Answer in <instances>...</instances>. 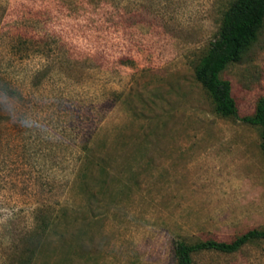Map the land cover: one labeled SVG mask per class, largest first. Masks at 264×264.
Wrapping results in <instances>:
<instances>
[{
    "label": "rangeland",
    "instance_id": "obj_1",
    "mask_svg": "<svg viewBox=\"0 0 264 264\" xmlns=\"http://www.w3.org/2000/svg\"><path fill=\"white\" fill-rule=\"evenodd\" d=\"M233 1L0 0V81L45 117L0 114V264H177L264 229L260 129L194 78ZM221 77L252 115L264 26ZM193 264H264V240Z\"/></svg>",
    "mask_w": 264,
    "mask_h": 264
},
{
    "label": "trees",
    "instance_id": "obj_2",
    "mask_svg": "<svg viewBox=\"0 0 264 264\" xmlns=\"http://www.w3.org/2000/svg\"><path fill=\"white\" fill-rule=\"evenodd\" d=\"M263 26L264 0H234L223 13L218 37L195 68L194 78L211 95L215 112L219 116L232 118L260 129V148L264 157V97L258 99L252 115L240 117L232 95L231 83L221 77L230 64L238 62L258 42ZM67 214L68 210L62 209L54 219H60ZM263 240L264 229H253L231 242L205 240L187 244L177 241L174 253L177 264H193V256L196 254L202 252L234 254L250 243Z\"/></svg>",
    "mask_w": 264,
    "mask_h": 264
},
{
    "label": "clouds",
    "instance_id": "obj_3",
    "mask_svg": "<svg viewBox=\"0 0 264 264\" xmlns=\"http://www.w3.org/2000/svg\"><path fill=\"white\" fill-rule=\"evenodd\" d=\"M0 114L29 133L34 131L37 125L44 128L41 123L45 118L44 114L27 107L24 96L6 81H0Z\"/></svg>",
    "mask_w": 264,
    "mask_h": 264
}]
</instances>
